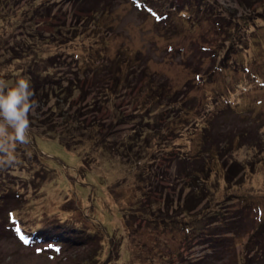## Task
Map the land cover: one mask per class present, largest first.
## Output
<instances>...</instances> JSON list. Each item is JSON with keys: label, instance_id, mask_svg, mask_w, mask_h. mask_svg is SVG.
Listing matches in <instances>:
<instances>
[{"label": "rangeland", "instance_id": "obj_1", "mask_svg": "<svg viewBox=\"0 0 264 264\" xmlns=\"http://www.w3.org/2000/svg\"><path fill=\"white\" fill-rule=\"evenodd\" d=\"M116 1L123 15L113 13L116 27L112 30H106L105 25L104 28L94 27V33L86 36L91 26L82 24L83 19L75 16L78 12L70 4L64 5L65 0H0V79L9 85L29 71L28 65H35L32 52H25V44H34L41 51L43 63L47 57L58 56L60 62L54 69L56 78L53 81L63 84L62 78L78 72L74 59L77 54L85 57L95 48L100 59L94 56L101 60L106 52L113 54L127 40L136 52L144 50L141 64H149L151 70L160 74L161 81L169 88L167 93H173L178 99L172 106L168 103L163 107L155 106L149 104L146 89L134 88L116 99L113 109L103 106L95 110V106L89 105L91 94H86L92 81L85 82L84 78H80L79 83L85 82L82 87H85V95L78 93L66 101L56 95L48 98L50 94L47 97L43 91L40 97L33 98L34 117L43 118L48 108L55 106L52 114L55 121L50 124L56 127L51 137L55 141L48 140L36 129L42 137L37 141L43 152L35 154L32 151L34 139L30 137L24 147L18 143L19 148L13 151L20 165L16 172L29 171L24 172L28 173V179L21 174L10 181L22 195L33 194L37 198L35 205H40L38 209L42 211L39 216L51 209L60 215L59 218L63 217L65 224L58 227L65 230L61 233L59 228L46 227L43 230L48 235H42L43 227L35 228L38 229L36 236H42L46 242L43 245L47 244L39 252L29 243H18L2 217L0 228L5 229L6 234L0 242V264H166L167 261L158 255H165L170 247L176 250L169 255V259L176 258L175 264H196L191 262L202 258L210 247L211 236L206 238L205 234L222 229L207 230L210 214L202 213V206L190 205L199 200L198 192L205 194L208 189L204 197L214 194L213 202L208 205L210 209L241 214L234 234L221 242L224 256L215 264L250 263L244 259L247 249L254 247L255 241L248 242L249 237L254 232L260 233L257 243L260 244L262 238L264 245V16L259 15L247 32V46L235 53L238 64L231 63L216 70L215 66L222 63H214L212 54L215 51L209 50L211 42L206 43L205 37L212 41L217 35L209 24L202 27L184 25L173 13L176 30L168 32L148 13L131 5V0ZM160 1L152 0L158 4ZM218 5L226 9L232 1L219 0ZM74 31L81 33L80 37H74ZM121 37L126 40L121 41ZM18 44L23 46L18 48ZM204 45L208 46L207 50L201 51ZM218 49L217 45L216 52ZM146 83L147 80H143V85ZM219 93L228 94L235 111H223L214 119L215 127H210L212 123H209L208 131L222 134L227 158L241 162L240 178L227 184L220 160L208 184L202 186L201 182L192 180L191 162L181 163L183 155L202 151L199 141L203 136L202 128H197V124L204 110L199 107L190 111V97L205 101L210 95ZM169 114L172 117L166 119ZM122 117L128 119L116 128L115 124ZM93 120L94 125L103 126L102 132L109 134L103 145L101 141L89 139L80 149L69 148L58 136L70 123L71 128L76 129L83 122L91 124ZM11 132V128L3 131L0 127V142ZM29 132L28 129L27 135ZM4 155L0 151V169L5 164ZM42 156L57 170L68 171L58 173L41 162L44 161ZM85 158L89 166L83 163ZM23 162L28 164L24 166ZM32 165L33 170H29ZM43 166L48 170L42 169ZM4 176L0 174V180ZM51 177L59 181L48 185L51 190L46 193L44 189L37 190L38 196L32 182L35 180L42 186ZM77 183L91 187L78 193ZM188 204L196 208L187 213ZM22 213L24 223L30 228L34 226L32 212L25 209ZM195 225L206 230L197 229L201 234H193L191 228ZM21 236L26 242L27 233L21 231ZM52 239L60 241L61 246L56 250L48 248ZM164 241L170 246L163 245ZM252 261V264H264L258 255Z\"/></svg>", "mask_w": 264, "mask_h": 264}, {"label": "trees", "instance_id": "obj_2", "mask_svg": "<svg viewBox=\"0 0 264 264\" xmlns=\"http://www.w3.org/2000/svg\"><path fill=\"white\" fill-rule=\"evenodd\" d=\"M231 1L232 5L227 7L226 9L218 5L219 0H162V2L160 1V4H158V2H152V0H131V5L148 13L157 21L158 24H161V26H163V28L168 32H173L176 30L174 28V26H176V22H174V20L176 21V19L172 17L173 13L177 14L175 15L176 18H179L178 21H183L184 25L202 27L205 24H209L210 28H213L217 32V35L213 37L212 41L210 37H205V39L208 41L206 43L211 42L209 50L215 51L214 54H212L214 63H222V65L219 64L215 66L216 70L218 68L222 70L223 67H227L231 63H237L238 60L234 58L235 53H238L241 49L247 46V43L245 41L247 32L252 28L253 22L258 20L259 15L264 16V0ZM65 4H70L71 7L78 12H75V16L78 17V19H83L84 22H82V24L87 25V27L88 25L91 26L88 29H90L92 32L90 31V33H87L86 36H90V34L94 33V27L104 28L105 25L106 30H112L114 29V27H116L114 20L117 19L115 15H113V13L119 12V6L116 0H65L64 5ZM260 10L263 11L261 12ZM119 13L121 14V12ZM104 18L105 21H103ZM119 20H121V18H119ZM109 22H111L112 25L109 26ZM59 34H61V31ZM62 35L64 34L62 33ZM74 35V37H80L81 33L77 34L75 32ZM29 36L32 37L31 35ZM56 39H58V37H56ZM123 40H126V38L121 37V41ZM58 42H60V40H58ZM123 42L124 45L122 47L118 46L117 50H115L113 54H108V52H106V54L104 55V57H102L101 60H99L100 53H98V51L95 52V48L92 49L93 52H88L89 54L87 53L85 57H80V55L77 54L78 57H75L74 59L78 67V72L73 76H67L66 79L61 77L65 80V83L63 84H60V82L59 84H57V81V83L53 81L54 78H56L54 75L56 74V72H54V69H56L60 62L57 60L58 56L55 55L53 57H47V60L43 63L41 61V59L43 58L41 55V51L37 50L38 48L34 46V44L31 45L22 43L25 44L24 46L26 47V53L32 52L31 57L34 58L32 60H34L33 63H35V65H28L27 69L29 71H26V73L23 74L21 77L30 80V86L32 87L34 92L33 98L40 97V95L44 91L43 95L47 96L50 94V97L47 96L48 98H51V96L56 95L58 99L62 98L66 101L69 100L68 98L75 97L78 93L82 94L83 92H85V87L82 88L83 85H85L86 81L88 83L89 81H92V87L90 91H86V94H91V96L89 97V105L95 106V110H98L99 107L103 106L106 108L110 107L111 109H113L116 103V99L120 98L130 90L133 91L134 88H144L147 90L146 92L149 95L146 98L150 102L149 104H154L155 106L159 105L160 107L165 106L166 103H168L167 105L169 106L174 105L178 101V99L173 93H167L169 88H167L165 83L161 81L162 76L156 71L151 70L149 64L147 66H143L141 64V58L145 54L144 50L137 49L138 52H136L135 48L132 47L127 40ZM217 45L219 49L216 52ZM17 46L19 48L23 45L18 44ZM207 47H205V45L202 46L201 51L202 49L207 50ZM95 54L99 59H97V57L95 58ZM107 56L108 58L105 60ZM80 78H84L85 82L79 83L81 82L79 80ZM93 78L95 79V81L93 80ZM143 80H147V83L144 85ZM10 82L12 83L13 81ZM83 95H85V93H83ZM227 96L228 94L226 95V93H219L216 96L210 95L205 101H203L202 99H197L193 96L190 97V102H192V108L189 109L190 111L191 109L197 110L199 107H202V110H204L202 111V119L197 124V128H202L201 132L203 136L199 137L202 151L196 155H183L181 157V163L183 161L191 162L189 170L192 176V180L194 182H201L202 186H206L208 184V180L211 179V175L214 170L213 168L218 165V162L220 160L225 176L224 179L226 180L227 184H232L240 178L239 170H241V162L230 160L227 158V152L226 150H224L226 145H224V140L221 139L222 134L215 135L213 133L214 130L208 131L209 123H212L210 124V127H215L213 121L214 119L218 118L223 111H235V108H231V106L233 105L230 101L231 99L227 98ZM45 101H49V99H45ZM221 103L223 104V107L221 106ZM55 111V106H50L48 110L44 113L43 118L34 117L32 115V109H30L29 111L28 118L30 121V132L28 137L34 139V145L32 144V147L34 148L32 149V151L35 152V154L39 151L43 152L38 145L37 138L42 137L38 135L37 130H39L41 134L43 133L44 136L46 135L48 140H54L51 139V137L52 134L55 133L56 127L50 124L55 121V117L52 118V114ZM50 115L51 117H49ZM170 116L171 114H169L166 119H170ZM172 116L174 117V112ZM122 118L118 119L117 123L115 124L116 128L123 121L128 119ZM94 122L95 120H93L91 124H86L85 122H83L76 129H72L73 127L71 128L70 123L62 131L63 133L60 132L58 136L59 138H62V141L65 142L66 146L69 148L79 147L78 149H80L82 148V146L86 145L85 142L89 139L96 140L97 142L101 141L103 142V145L106 141V138H108L109 134L102 132L103 126L98 127L97 124L94 125ZM78 143H81V145L76 146ZM24 144H20L22 145L21 147H24ZM232 144L233 143L231 142L230 145ZM18 146L19 145L17 143L15 148L18 149ZM62 147L64 148V146ZM95 150L98 149L95 148ZM4 154L5 155L2 156V158L4 159L3 161L5 162V164L0 169V174L5 175L4 177H1L0 180V221H2L3 217L5 220V227L12 229V231L14 232L13 237H15L18 243H21V245H26L29 243V246H36L37 251L40 252V250L42 251L46 248L47 244L43 245L45 241L43 240L42 236H36L38 235V229L35 228H38L40 226L43 227L41 228L42 230L40 232V234L43 233L42 235H44V233L48 235V232L43 230L46 229V227L51 228L53 230L59 228L58 230L63 233L65 228L63 230H60V227L58 226L65 224L64 218H59L60 215L55 214L50 208V210L43 211L44 215L39 216V214H42V211L39 210L41 208L40 205H35V201L37 198H34V196H32L33 194L22 195L21 193H19L20 191L16 189V185L10 181L12 177L17 178L18 176H21V174L27 175L26 178L28 179V173L24 172L29 171H22L21 173L16 172L17 168L20 167V165L18 164L19 161L16 160L15 157L14 159L9 160L5 152ZM42 158H44V161H41L43 164H48L55 171H58V173L68 171L64 168L63 170L66 171L57 170L55 166H52L49 161H46V157L42 156ZM83 163L86 164V166H89V162L86 158L83 160ZM27 164L28 163L23 162L24 166H26ZM30 169L33 170V165L29 167V170ZM42 169L48 170L47 167L44 166L42 167ZM56 181H59V179L57 180L56 178L51 177V179H49L45 183V185L41 186L38 185L35 180L34 183L29 180V182H32L34 191L38 196L39 193L37 192V190L42 191L44 189L43 191L46 193L48 192L46 190H51L48 185H52ZM76 185H78V193H81V189L83 188L89 190V187H91L89 185L84 186L81 183H77ZM202 190L205 192L203 188ZM208 190H206L207 193L205 194L209 193ZM200 192H198L200 194L199 200L192 202L190 205L194 206L195 203L196 207L199 206L200 208V206H202L200 208L201 212L203 213L204 211H207L206 214H210V216H208V220L210 221L207 224V230L213 231L215 228L222 229L219 230V232L214 231L210 233L207 232V234H205L206 238H210L211 236V240L209 239L210 247L208 248V251L204 253L205 255H203L202 258L193 260L191 263L195 262L196 264H215V262L218 263L219 260H222L224 256V250L222 248L221 242L227 240L228 237L231 236L230 234H234L236 230L235 226L237 225V222H240L241 214H235L234 212L228 213V210L219 208L210 209L208 205L213 202L214 194L211 196L207 195V197H204L205 194H202ZM204 201H206L205 204H203ZM190 205L188 204L187 208L185 209L187 213L190 210L196 208ZM25 209H27L29 212H32V215L35 216V225L33 224L34 226H31V228L24 223V216L22 211H25ZM51 216L54 217L50 219ZM194 227L195 228H191L193 234L199 233V231L202 229L206 230L205 227L200 228L197 225H195ZM197 229L199 230L198 232ZM21 231L27 233V236H24L27 240L26 242L25 239L21 236ZM72 232H70V234ZM5 234L6 230L0 228V242L3 240ZM260 235V233L254 232V234L249 237L248 242H255L253 248L247 249L244 259H248V261L251 262H245L246 264H252V262H254L252 261V258L257 255L259 256V259L264 260V245L261 243L263 239L260 238V244L259 242L257 243V236ZM201 236L202 235H199V237ZM50 237L51 235L49 236V238ZM217 240L220 243H217ZM37 244H39V246ZM163 245L168 246L169 244L167 241H164ZM60 246L61 244L59 239H52V241L48 243V248L52 247L53 250H56ZM161 246L162 245H160V247ZM258 246H261V248H258ZM255 248H257V250H255ZM172 250L173 249L170 247L169 252H166L165 255L164 253H160L158 255V258L167 261L166 264H175L174 261L176 258L174 256L172 257L173 259H169L170 253L176 252V250ZM154 263L160 264L156 262Z\"/></svg>", "mask_w": 264, "mask_h": 264}, {"label": "clouds", "instance_id": "obj_3", "mask_svg": "<svg viewBox=\"0 0 264 264\" xmlns=\"http://www.w3.org/2000/svg\"><path fill=\"white\" fill-rule=\"evenodd\" d=\"M30 80L20 77L12 85L0 79V127L12 132L0 142V151L7 153L8 159H14L13 151L17 143H28L27 130L30 127L28 114L35 103Z\"/></svg>", "mask_w": 264, "mask_h": 264}]
</instances>
